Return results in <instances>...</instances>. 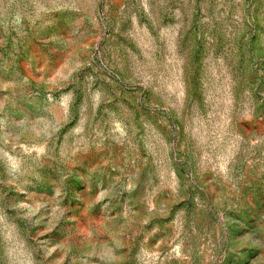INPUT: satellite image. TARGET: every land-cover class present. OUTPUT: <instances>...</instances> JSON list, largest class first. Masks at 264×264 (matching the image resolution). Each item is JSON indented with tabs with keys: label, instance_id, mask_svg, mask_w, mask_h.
Instances as JSON below:
<instances>
[{
	"label": "rangeland",
	"instance_id": "1",
	"mask_svg": "<svg viewBox=\"0 0 264 264\" xmlns=\"http://www.w3.org/2000/svg\"><path fill=\"white\" fill-rule=\"evenodd\" d=\"M0 264H264V0H0Z\"/></svg>",
	"mask_w": 264,
	"mask_h": 264
}]
</instances>
